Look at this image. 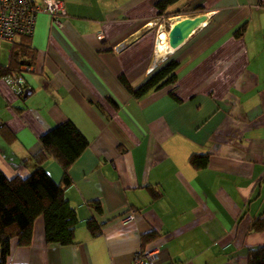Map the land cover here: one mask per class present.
Here are the masks:
<instances>
[{
	"label": "crops",
	"instance_id": "obj_1",
	"mask_svg": "<svg viewBox=\"0 0 264 264\" xmlns=\"http://www.w3.org/2000/svg\"><path fill=\"white\" fill-rule=\"evenodd\" d=\"M63 1L62 26L37 16L35 58L20 67L28 95L0 78V125L15 135L0 131V169L26 176L40 136L72 121L89 140L66 190L76 243H47L40 217L32 245L12 240L9 264H132L150 231L157 264H248V250L264 246V230H249L264 216V0H181L157 25L160 0ZM196 16L205 20L160 56V33ZM170 59L177 98L172 86L136 98L121 80L139 87ZM195 153H209L206 167L191 164ZM45 168L61 182L54 158Z\"/></svg>",
	"mask_w": 264,
	"mask_h": 264
},
{
	"label": "trees",
	"instance_id": "obj_2",
	"mask_svg": "<svg viewBox=\"0 0 264 264\" xmlns=\"http://www.w3.org/2000/svg\"><path fill=\"white\" fill-rule=\"evenodd\" d=\"M179 1L181 0H160L157 3L159 15L169 17L176 13L169 11V8ZM195 12H204V8L196 7ZM30 37L22 36L18 42L12 43L8 65H0V76L21 72L22 64H31L34 61L35 54L29 48ZM178 66V60L166 61L136 88L124 75L121 80L136 98L167 86H172L170 94L177 98L175 91ZM0 131L8 142L15 140V135L6 124L0 125ZM39 140L42 149L34 155L37 166L29 174L9 177L0 169V264H9L13 239L16 238L20 246L32 245L35 222L40 217L44 219L47 243H76L79 218L76 209L66 197V190L73 183L70 168L88 148L89 140L70 120L52 127L41 135ZM50 157L62 168L60 183H56L45 168V163ZM208 161L209 153H195L190 157L191 164L197 169L206 167ZM154 196L157 197V193H154ZM93 204L98 212L102 211L98 202ZM87 228L93 236L102 233V226L94 216L88 219ZM249 230H264V216L254 218ZM157 236L156 231L143 234L142 247H147ZM247 256L248 264H264V246L249 249Z\"/></svg>",
	"mask_w": 264,
	"mask_h": 264
},
{
	"label": "built area",
	"instance_id": "obj_3",
	"mask_svg": "<svg viewBox=\"0 0 264 264\" xmlns=\"http://www.w3.org/2000/svg\"><path fill=\"white\" fill-rule=\"evenodd\" d=\"M48 13L53 21L62 26L60 16L65 13V3L63 0H0V51L3 41L11 43L20 39L22 36H32L39 13ZM167 17L162 15L159 21H165ZM1 53V52H0ZM1 65V56H0ZM17 96H24L27 90V81L20 72H12L0 76ZM136 210H131L127 216V221L135 218ZM160 246H147L137 252L132 264H157Z\"/></svg>",
	"mask_w": 264,
	"mask_h": 264
},
{
	"label": "water",
	"instance_id": "obj_4",
	"mask_svg": "<svg viewBox=\"0 0 264 264\" xmlns=\"http://www.w3.org/2000/svg\"><path fill=\"white\" fill-rule=\"evenodd\" d=\"M204 20L205 16H196L174 22L168 35L169 45L173 49L177 48ZM28 93L29 90H26L24 96H27Z\"/></svg>",
	"mask_w": 264,
	"mask_h": 264
},
{
	"label": "bare ground",
	"instance_id": "obj_5",
	"mask_svg": "<svg viewBox=\"0 0 264 264\" xmlns=\"http://www.w3.org/2000/svg\"><path fill=\"white\" fill-rule=\"evenodd\" d=\"M174 49L169 45V38L166 32L160 33V41L157 46V52L160 56H165L168 53H172ZM171 55V54H170ZM159 57V56H158ZM165 59V58H163Z\"/></svg>",
	"mask_w": 264,
	"mask_h": 264
},
{
	"label": "rangeland",
	"instance_id": "obj_6",
	"mask_svg": "<svg viewBox=\"0 0 264 264\" xmlns=\"http://www.w3.org/2000/svg\"><path fill=\"white\" fill-rule=\"evenodd\" d=\"M11 46H12V43L9 41H3L1 44L0 56H1L2 62L4 63L9 60V53H10Z\"/></svg>",
	"mask_w": 264,
	"mask_h": 264
}]
</instances>
